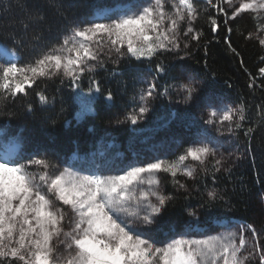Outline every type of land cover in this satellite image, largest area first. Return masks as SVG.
Returning <instances> with one entry per match:
<instances>
[{"label":"snow or ice","instance_id":"1","mask_svg":"<svg viewBox=\"0 0 264 264\" xmlns=\"http://www.w3.org/2000/svg\"><path fill=\"white\" fill-rule=\"evenodd\" d=\"M48 3L58 13L62 11L56 0ZM209 9L223 14L225 25L242 14H251L256 25L245 39L255 40L264 48V0H206L203 12L209 13ZM200 14L198 0H142L111 15L75 22L65 29L62 39L23 65L18 60L23 42L17 44V33L0 34V44L4 45L0 48V112L15 117L16 113L8 110V102L27 97L29 89L41 105L54 103L55 97L45 89L36 90L41 83L54 79L62 85L67 82L73 100L84 110L92 111L90 106L97 98L112 102L113 92L104 89L94 75L107 60L141 65L147 61L155 73L145 81L146 87L125 116L133 125L161 98L196 104L204 81L193 79L182 65L165 64L160 57L182 50L191 55L187 51L190 40L199 42L202 35L193 27ZM208 18L215 33L217 19L210 13ZM44 19L42 10L37 9L20 23L27 30L31 23ZM227 30L232 32L231 27ZM9 42L16 52H9ZM226 43L239 57L227 38ZM259 59L264 64V56ZM258 73L264 81V67H259ZM165 78L172 82L161 86L159 80ZM256 80L251 77L249 87H256ZM259 87L264 90V82ZM23 107L25 113L34 111L31 101ZM256 107L259 119L246 115L241 105L220 104L206 96L201 115L206 125L203 135L174 160L138 159L109 175L62 168L47 152L41 155L39 150L23 154L0 149V264H264V224L259 228L245 224L238 231L201 238L191 231L163 238L158 234L162 215L173 200L161 190L159 174L170 176L174 186L186 189L178 176L197 180L200 173L207 175L211 166L215 180L216 173L229 171L232 153L224 155L218 137L242 132L251 139L264 132V106ZM213 132L216 136L211 135ZM220 201L223 197L210 190L201 207L212 208ZM133 205L134 210H130ZM188 215L198 217L195 209Z\"/></svg>","mask_w":264,"mask_h":264},{"label":"trees","instance_id":"2","mask_svg":"<svg viewBox=\"0 0 264 264\" xmlns=\"http://www.w3.org/2000/svg\"><path fill=\"white\" fill-rule=\"evenodd\" d=\"M129 1L132 0H56L62 6V11L58 13L48 0H0V34L17 33V44L23 42L19 47V63L23 65L62 39L65 29H70L75 22L89 20L98 10ZM205 4L206 1L198 0L201 14L193 27L202 35L199 42L190 40L187 51L191 55L186 56L185 51L165 53L160 59L165 64L182 65L188 73L204 81L203 95L224 98L231 105H241L246 115L259 119L256 106H264V90L259 87L264 81L258 68L264 67L259 59L264 56V48L255 40L245 39L249 31H254L256 21L248 14L234 21L229 20L225 25L223 14L217 15L215 9H209V13L217 19L218 28L214 33L209 13L203 12ZM37 9L42 10L45 19L31 23L25 30L20 21L26 20L27 14ZM228 27L232 28L231 33ZM36 35L41 39H34ZM226 38L239 51V57L229 50ZM8 49L17 51L10 42ZM151 68L147 61L143 65L127 60L119 64L106 62L94 75L104 89L113 92L114 101L103 103L97 98V102L90 106L93 110L83 116L81 106L73 100V93L66 86L67 82L62 85L58 80H48L36 89L43 88L50 97H55V102L48 106L41 105L35 92L29 89L27 97L18 98L15 103L8 102V110L16 113L15 117L10 118L0 112V149L6 147L12 150L10 147L14 146L16 152L23 154L38 150L41 155L47 152L49 158L62 168L66 167L68 158L77 153L84 157L77 166L78 170L89 173L99 168L104 175L122 168L133 152L144 151L153 140L168 142L179 139L183 152L191 143L183 135L184 128L194 129L198 121L195 105L182 108L167 98H161L152 103L151 110L138 124L125 120L135 106L134 99L138 100L146 87L145 81L155 75ZM251 77L257 78L256 87H249ZM171 82L167 78L159 80L161 86ZM84 83L87 84V80ZM29 101L33 103L34 111L25 113L23 105ZM117 120L121 123H115ZM238 135L245 140L243 158L229 171L216 173L215 180L211 166L207 175L200 173L197 180L178 176L187 185L186 189H179L170 176L160 174L163 192L173 197L160 220L161 238L184 232L193 218L188 212L193 209L198 213L199 227L212 231L217 228L215 223L218 222L236 221L244 225L254 224L257 228L264 224V132L255 134L251 139L242 132ZM107 137L115 147L107 150L99 160L91 157L100 141ZM120 153L124 154L122 161L118 158ZM210 190L217 191L223 201L212 208L201 207Z\"/></svg>","mask_w":264,"mask_h":264},{"label":"rangeland","instance_id":"3","mask_svg":"<svg viewBox=\"0 0 264 264\" xmlns=\"http://www.w3.org/2000/svg\"><path fill=\"white\" fill-rule=\"evenodd\" d=\"M204 1H206V0H204ZM130 2H131V4L129 7H132L133 3L142 2V0H132ZM223 6L227 8V5H223ZM120 10H122V9H118L116 11H106V12L101 11V12L96 13L94 16L95 17H101L104 15H111L112 13L119 12ZM242 15H248V14H242ZM92 18H90V19H92ZM190 36H191V34H190ZM190 36H189V39H190ZM180 52H183V50ZM107 62L114 63L113 60H107ZM98 69L99 68H97V70ZM187 74L189 76H191L193 79L200 81L195 75L188 73V72H187ZM206 96H211V95H203V93H202V94H200V100L196 104H189V105H185L183 103H178L176 99L172 100V102L174 103L175 106H180L182 108L191 107L193 105L196 106V110L198 113V121H197L196 127L193 129V132H191L189 134L188 133L186 134L185 132H183L184 137L189 138L191 140V142L193 140L197 139L198 137H200L201 135H203L202 130L204 128H206V125H204L203 121L201 120V115L205 111L204 103H205V97ZM212 97L215 99V101L219 102L220 104H227V105L232 106L224 98L214 97V96H212ZM150 110H151V108H150ZM88 112H89V110L82 109L81 116H83L84 114H86ZM211 135L216 136V134L214 132ZM218 139H219L220 143L222 144L221 151L224 153V155L227 156L229 152L232 153L231 163L229 165V169L234 168L235 166H237L239 164V162L241 161V159L243 158V156L246 152L245 140L242 138L240 139L239 135L234 136V137H218ZM108 142H109V137L102 139L100 141V143L98 144V149H97L98 152L105 150ZM14 148H16V147H14V146L10 147V149H14ZM142 152L144 153L143 159L132 157V159L130 161L126 162V164L131 163V162H135L138 159L143 161V160H146L148 158H155V157H159V158L166 159V160H174L179 154L182 153V148H181V143H180L179 139H173L171 141L169 140L168 142L161 141V140H153L152 142L149 143L148 147ZM76 162L77 161H73V164ZM65 168H71L73 171H77V169L74 168V165H72L70 163H68V165ZM33 171H36V170L33 169ZM93 171L100 172L99 168H96ZM114 173L115 172H113L111 174H114ZM83 174H88V173H83ZM184 178H187V177H184ZM145 187H147V185H145ZM161 190L163 191L162 185H161ZM130 210H134V205H133V208H131ZM189 225H191V229H189V227H188ZM189 225L187 226V228L185 229L184 232L191 231V233L196 238H201L202 235H221V234H227V233L233 232V231H238L239 227L241 225H244V224H242L240 222H233V223H229V224L220 223V224L215 225L217 228L214 231H212V230L207 229V228L199 227L198 217H196V218L193 217ZM158 234L160 237V231ZM246 235L250 236L251 234L246 233ZM262 242H263V240H262Z\"/></svg>","mask_w":264,"mask_h":264},{"label":"bare ground","instance_id":"4","mask_svg":"<svg viewBox=\"0 0 264 264\" xmlns=\"http://www.w3.org/2000/svg\"><path fill=\"white\" fill-rule=\"evenodd\" d=\"M3 47H4V46H1V45H0V48H3ZM9 52H10V53H13V52H12V51H10V50H9Z\"/></svg>","mask_w":264,"mask_h":264}]
</instances>
